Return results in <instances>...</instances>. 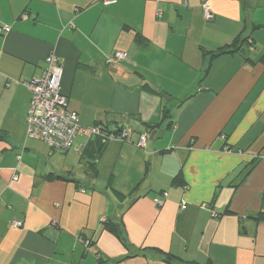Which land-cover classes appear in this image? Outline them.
<instances>
[{
  "label": "crops",
  "instance_id": "0c3cea01",
  "mask_svg": "<svg viewBox=\"0 0 264 264\" xmlns=\"http://www.w3.org/2000/svg\"><path fill=\"white\" fill-rule=\"evenodd\" d=\"M209 4L206 22L200 0H0V264H264V0ZM50 54L79 125L129 142L26 138L31 94L10 81Z\"/></svg>",
  "mask_w": 264,
  "mask_h": 264
},
{
  "label": "built area",
  "instance_id": "2783aa9c",
  "mask_svg": "<svg viewBox=\"0 0 264 264\" xmlns=\"http://www.w3.org/2000/svg\"><path fill=\"white\" fill-rule=\"evenodd\" d=\"M104 5L115 4L117 0H101ZM200 8L206 22L213 19L209 0H200ZM10 28L0 20V35H7ZM125 59L123 53L116 52L107 58V64H115ZM46 67L39 78L29 81L11 80V83H18L25 87L31 94L26 119V138L38 140L46 145L50 152H67L71 149L73 141L77 136L88 138L98 137L103 142L118 141L129 142L134 135L131 128L122 129L118 134L103 131L99 127L83 128L79 125L76 112L69 109L67 96L62 92L61 79L63 69L59 60L54 54L48 55L45 59ZM10 82L6 85L9 86ZM147 136L138 135L136 146L145 147ZM19 159V158H18ZM17 178L14 177L13 181ZM166 197V193L162 194ZM155 203L161 205L156 198ZM186 204L181 205L185 209ZM23 223L17 220L12 221V227L21 228ZM85 247H89L90 241H84Z\"/></svg>",
  "mask_w": 264,
  "mask_h": 264
},
{
  "label": "trees",
  "instance_id": "16d2710c",
  "mask_svg": "<svg viewBox=\"0 0 264 264\" xmlns=\"http://www.w3.org/2000/svg\"><path fill=\"white\" fill-rule=\"evenodd\" d=\"M257 28H260V27L257 26ZM246 42H247V38L242 39L239 36L238 38H236L234 40V42L230 46H226L225 48L219 49L218 51L211 53L210 55L212 58H215L217 56L224 55V54L236 53L239 51L240 47L243 46ZM166 113H167V111H165V114ZM99 128H101L103 131H107V129H105V128H102V127H99ZM122 129H123L122 127L115 126L114 129L110 132L118 134ZM94 142H97V144H98L97 155H99L102 151V148H103L105 142H103L100 138L95 137V140H90L85 147L88 148V146L93 145ZM62 179L65 180L64 178H62ZM105 229L108 232L112 233L126 250L132 249V247L128 243L124 233L122 232V227H121L120 221L118 222V224H116L112 221L106 223ZM145 251L147 253L155 254L156 256H158L160 258V260L162 262H164L166 264H185V263L181 262V260H179L178 258H176L175 256H173L169 253L161 252L159 250H147V249L143 250V252H145Z\"/></svg>",
  "mask_w": 264,
  "mask_h": 264
},
{
  "label": "water",
  "instance_id": "95a60500",
  "mask_svg": "<svg viewBox=\"0 0 264 264\" xmlns=\"http://www.w3.org/2000/svg\"><path fill=\"white\" fill-rule=\"evenodd\" d=\"M151 139V138H150Z\"/></svg>",
  "mask_w": 264,
  "mask_h": 264
}]
</instances>
